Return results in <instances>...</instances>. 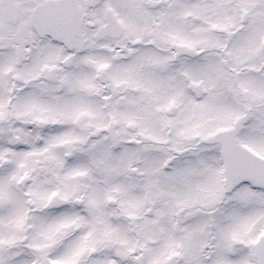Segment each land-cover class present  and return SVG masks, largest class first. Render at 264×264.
<instances>
[{
  "label": "snow or ice",
  "instance_id": "6c2138e0",
  "mask_svg": "<svg viewBox=\"0 0 264 264\" xmlns=\"http://www.w3.org/2000/svg\"><path fill=\"white\" fill-rule=\"evenodd\" d=\"M0 264H264V0H0Z\"/></svg>",
  "mask_w": 264,
  "mask_h": 264
}]
</instances>
